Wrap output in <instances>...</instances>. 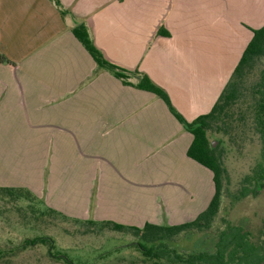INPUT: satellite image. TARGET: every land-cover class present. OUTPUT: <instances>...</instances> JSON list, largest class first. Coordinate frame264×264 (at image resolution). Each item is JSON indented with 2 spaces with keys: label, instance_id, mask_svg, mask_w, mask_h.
I'll return each instance as SVG.
<instances>
[{
  "label": "crops",
  "instance_id": "1",
  "mask_svg": "<svg viewBox=\"0 0 264 264\" xmlns=\"http://www.w3.org/2000/svg\"><path fill=\"white\" fill-rule=\"evenodd\" d=\"M58 1L64 14L52 0H0V55L7 60L0 62V188L23 187L44 207L73 217L53 199L64 187L66 163L55 170L52 161H107L137 200L132 206L111 177L97 190L95 221L137 227L135 214L147 200L153 213L163 208L178 218L201 199L202 212L214 187L211 172L187 156L192 135L158 97L137 89L136 79L99 68L73 29L83 25L107 61L145 74L192 122L211 110L232 73L224 72L226 55L211 48L202 24L215 0ZM161 28L167 37L156 34ZM18 161L35 162L34 174L14 184ZM38 161L45 162L37 171ZM100 208L126 217L100 216Z\"/></svg>",
  "mask_w": 264,
  "mask_h": 264
},
{
  "label": "rangeland",
  "instance_id": "2",
  "mask_svg": "<svg viewBox=\"0 0 264 264\" xmlns=\"http://www.w3.org/2000/svg\"><path fill=\"white\" fill-rule=\"evenodd\" d=\"M261 1L215 0L214 4L211 2L209 6L208 22L205 20L202 24L204 31H209L211 48L215 51L219 49L226 55L224 69L226 75L232 72L231 68L234 69L242 48L246 47V43L251 38L252 31L264 25V14H261L264 7L260 6ZM249 2L258 5V9L255 10L248 4ZM215 7L220 13L214 10ZM213 31H215V35ZM0 56L3 58L2 62L7 61L3 55ZM260 63L261 66H264V58ZM208 138L211 143H214L215 148H219L225 170L220 210L211 229L207 232H193L174 237L171 245L176 250L204 251L212 247L217 233L224 230L228 223L245 230L255 231L264 221V188L256 196L249 195L242 200H237L243 178L251 175L261 161V148L257 139L248 134L233 143L222 135L214 133L210 134ZM44 162L38 161L37 171ZM50 162L45 163V172L43 173L45 185L48 183V164ZM62 162L66 163L64 169H61L65 171L64 187L58 193H54L53 199L60 205V211L73 215L68 218L95 221L94 207L97 190L99 187L103 189L109 185L111 177L115 190L127 191L129 193L128 201H131L132 206L135 204L137 199H134L133 192L128 191V186L123 183L120 177H113L112 172L106 169L107 161H92L90 165L88 161H52L55 170L60 169ZM144 162L147 167L154 163L153 161ZM33 163L35 165L33 161H18L17 175L12 174L11 179L14 184L22 183L21 178L25 173L33 178ZM90 169L95 170L89 171ZM18 188L25 189L20 186ZM165 191H168V188ZM14 200L0 195V250L5 253L0 256V264H63L48 256V247L45 245L39 244L25 249L16 248L25 239L42 236H49L54 240L53 254L64 253L75 264H152L144 263L142 257L129 247L136 241L133 234L129 232L118 233L98 226L87 227L79 221H67L58 216H48L45 213V207L26 196ZM148 204L147 200L146 208L138 210L135 214V222H140L138 226L150 223L149 220H157V225L161 226H171L172 224L169 222L172 220L173 222L185 220L174 224L179 225L194 220L201 213L200 210L204 208L203 200L201 203V199H199L187 214L175 218L174 214L164 211L163 208L157 213H153V208H149ZM99 215H108L115 219L126 217V215L113 214L105 208L99 209ZM120 224L118 223V225ZM160 264H166V262Z\"/></svg>",
  "mask_w": 264,
  "mask_h": 264
},
{
  "label": "trees",
  "instance_id": "3",
  "mask_svg": "<svg viewBox=\"0 0 264 264\" xmlns=\"http://www.w3.org/2000/svg\"><path fill=\"white\" fill-rule=\"evenodd\" d=\"M52 1L62 14L66 12L58 0ZM73 34L99 68L112 72L122 81L130 77L136 79L137 89L152 93L167 106L175 119L192 135V143L187 150V156L211 172L214 192L206 209L194 220L171 226L146 223L143 227L137 228L118 225L110 221H80L68 218L46 207L45 213L48 216H58L67 221H79L87 227L98 226L118 233L133 234L136 241L129 247L142 257L144 263L264 264V221L255 231L245 230L228 223L224 230L217 233L212 247L204 251L176 250L171 245L172 239L181 234L207 232L211 229L219 213L225 170L219 148H215L213 142L209 141L210 134H220L233 143L248 134L255 137L260 144L261 161L251 175L243 178L237 200H242L249 195L256 196L264 188V66H261L260 63L264 58V26L252 31V38L211 110L192 122H187L174 109L167 93L156 86L145 74L123 69L107 61L92 44L83 25L76 26L73 29ZM156 34L168 36V33L162 28L158 29ZM2 60L3 58L0 56V62ZM0 195L15 199L14 201L26 196L43 206L37 197L25 189L0 188ZM39 244L48 247V256L51 258H55L63 264H75L64 253H52L54 240L49 236L25 239L16 248L25 249ZM2 253L4 251L0 250V256Z\"/></svg>",
  "mask_w": 264,
  "mask_h": 264
},
{
  "label": "water",
  "instance_id": "4",
  "mask_svg": "<svg viewBox=\"0 0 264 264\" xmlns=\"http://www.w3.org/2000/svg\"><path fill=\"white\" fill-rule=\"evenodd\" d=\"M213 146H214V143H213Z\"/></svg>",
  "mask_w": 264,
  "mask_h": 264
}]
</instances>
